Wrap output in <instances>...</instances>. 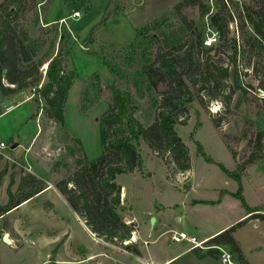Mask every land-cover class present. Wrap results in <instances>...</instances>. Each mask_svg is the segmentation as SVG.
<instances>
[{
	"label": "rangeland",
	"instance_id": "374dc122",
	"mask_svg": "<svg viewBox=\"0 0 264 264\" xmlns=\"http://www.w3.org/2000/svg\"><path fill=\"white\" fill-rule=\"evenodd\" d=\"M69 1L73 8L66 4V0H25L23 18L20 14V23L25 24L31 37L47 41L40 57L62 50L65 70L75 73L65 105L64 122L45 115L46 103L43 100L37 102L35 88L11 96H4L0 90V138L10 146L22 141V150L5 151L13 160L5 157L0 160V171H7L0 185V208L8 203V190L17 192L19 177L24 173H33L30 171L32 168L46 186L52 182L56 188L42 198L44 211L40 206L33 210L37 214L35 225L42 227L36 234L43 235L36 244H30V239L34 237L25 239L28 244L17 256L11 255L9 246H0L3 261L12 257L16 260L15 264H40L52 251L60 260L66 255L67 248L59 245L69 232L78 248L83 245L90 249L100 248L96 241L99 237L95 233L96 238L92 237L77 220L58 193L57 183L70 180L75 175L80 169L78 160L94 161L101 156L99 119L112 105L114 88L131 95L137 106L135 116L145 127L156 120L165 96H180L177 103L188 108L189 116L182 118L176 129L192 157L190 181L209 179L219 186L220 192L229 190L236 193L239 188L238 183L228 179L219 165L210 164L197 154V143H201L208 155L230 171L237 169L236 164L247 163L253 153L264 156V40L256 34L248 18L251 14L259 21L264 13V0H227L228 3L222 0L226 7L221 5V0H202L204 13L200 6H185L176 10L175 6L181 0ZM4 3L8 2L0 0V5ZM217 13L229 20L227 31L220 32L213 26L211 17ZM157 19L160 21L158 29L166 35L173 31L179 33V43L184 46L180 52L152 40L146 25ZM211 30L219 32L220 42L212 50L204 49L197 42V35L205 38ZM191 45H194L193 56L189 59L187 51ZM161 54L175 59V67L179 71H187L183 77L190 91L175 84L165 70L160 71L164 75L161 80L158 75L147 77L144 73L146 58L151 59V66L159 73ZM46 66L48 69V64L40 69L43 74L40 86L47 83ZM208 77H212L211 80ZM3 83L12 86L6 80ZM239 84L247 89L246 99L243 90L238 88ZM187 99L192 101L186 102ZM215 102L222 104V109L213 115L211 109ZM184 122L186 125H182ZM200 123L201 127H198ZM195 129L194 140H191ZM258 140L260 149L255 152ZM138 148L147 167L145 180L141 183H157L159 178L170 180L165 163L146 142L142 141ZM150 172L152 176H149ZM135 179L129 174H120L117 183L130 189ZM169 183L172 184L170 189L175 192L174 186L183 185L184 180L174 177ZM69 187L74 188L75 185L69 183ZM174 192L169 196L176 199L179 196ZM198 194L200 192L195 191L192 197L196 198ZM48 199L56 204L65 224H54L55 221L51 220L55 218L46 221V212L53 208ZM240 203L236 201V204ZM27 211L24 208L5 218L0 217V229L13 224L18 233L26 231L30 217L23 214ZM85 224L89 227L86 221ZM261 229V226L250 223L238 233L249 255V258L241 260L242 264H262L260 260L264 256L259 252V246L264 247V238L261 237ZM142 232L147 234L145 226ZM109 244L108 248L112 247L110 251L122 250V246L117 250L114 244ZM172 250L177 254L183 251L180 245L160 249L163 254ZM119 256L124 257L122 262L125 264L135 260L128 254ZM179 258L177 264H222L212 256L202 258L195 253ZM236 258H239L238 255ZM48 264L55 263L49 261Z\"/></svg>",
	"mask_w": 264,
	"mask_h": 264
},
{
	"label": "trees",
	"instance_id": "16d2710c",
	"mask_svg": "<svg viewBox=\"0 0 264 264\" xmlns=\"http://www.w3.org/2000/svg\"><path fill=\"white\" fill-rule=\"evenodd\" d=\"M6 1L8 3L0 5V90L4 96H11L19 91L35 88L34 97H38L37 102L43 100L46 103L45 115L63 123L65 105L75 73L65 70L62 50L57 54L52 53L40 57L47 41L33 39L25 24L20 23V14L22 13L23 18L25 13V0ZM66 4L73 8L69 0H66ZM221 5L226 7L222 0ZM185 6H200L202 12H205V5L202 0H181L175 6V9L179 10ZM248 18L253 23L256 34L264 40V13L261 14L259 21H256L251 14L248 15ZM159 19L146 25L147 30L151 33L152 40L163 43L167 49L170 48L180 52L184 46L179 43L181 40L179 39V33L173 31L166 35L158 29ZM211 22L220 32L228 29L229 20L226 17H221L219 13L211 17ZM156 32L157 36L154 38ZM203 41L204 38L200 34L197 35V42L204 48ZM193 48L194 45H191L187 51L189 59L193 56ZM160 58L162 61L161 67H158L159 73L156 71L157 69L151 66V59L146 58L144 73L147 77L151 78L158 75L160 76L159 80H161L164 75L160 71L165 70V73L173 78L175 84L190 91L183 77L184 74H187V71H179L178 67H175V59H168L166 55L162 54ZM45 64H48L47 83L40 86L43 78L40 69ZM223 71L227 72L226 70ZM211 78L208 77V80H211ZM4 80L13 87L5 86ZM238 88L243 90L246 99L247 89L242 84H239ZM179 98L180 96L177 94L165 96L164 104L161 106L156 120L149 127H145L135 116L137 106L131 99V95L128 92L114 88L112 105L109 111L99 119L101 156L94 161L78 160L80 169L77 170L75 175L70 180L57 183V188L70 206L80 217L85 219L84 221L99 239L106 243L122 246L123 250L138 256L141 255L140 247L134 242L125 243L131 241L135 227L133 224L128 225L119 213L122 209L121 187L116 182V178L120 174L142 172L144 164L138 148L142 141H145L155 155L163 160L172 177L186 173L191 169L189 147L183 142L176 129L177 124L182 122L181 119H187L189 116L188 108L184 105L181 107L177 103ZM191 101L192 99H187L186 102ZM201 102L204 104L203 99H201ZM182 125H186V123L184 122ZM198 127H201V123L198 124ZM195 134L196 129L191 133V140H194ZM259 149L260 140H258L255 152H258ZM197 154L202 156L206 162L219 165L224 173L238 183L239 188L234 195L242 202L244 208L251 213L246 220L212 238L213 243L229 246L234 255L236 257L238 255L240 258L238 260L241 262L243 258L242 251L234 238V232L237 227L242 226L249 219L256 218L264 221V215L256 213L260 209L249 207L245 201L242 173L249 163L262 158V156L253 153L247 163L240 164L236 170L230 171L208 155L201 143H197ZM234 158H237L235 152ZM1 159H3V155L0 154ZM6 174L5 169L0 171V185H2ZM69 183H73L75 187H69ZM46 187L44 182L35 174L24 173L20 178L17 192L8 190L9 200L7 205L0 208V216L18 208L26 201L34 199ZM195 251L198 253L200 250L195 249ZM198 255L202 257L212 256L219 259L217 249H210L203 255L200 253Z\"/></svg>",
	"mask_w": 264,
	"mask_h": 264
},
{
	"label": "crops",
	"instance_id": "0c3cea01",
	"mask_svg": "<svg viewBox=\"0 0 264 264\" xmlns=\"http://www.w3.org/2000/svg\"><path fill=\"white\" fill-rule=\"evenodd\" d=\"M18 148L22 150V141L14 143L12 146V151L15 152ZM8 155L10 156V154ZM235 160L237 161V158ZM143 164L144 168L142 172L129 174L132 177H136L135 183L130 189L125 187L123 184H118L121 187L122 205V209L119 213L128 225L133 224L135 227V231L131 236L134 237V239L132 238L131 241L140 247V256L127 252L123 249L117 252L110 251L112 249V247L108 248L110 244L94 236L95 234L85 224V221L79 217L62 193L57 190L58 193L64 198L67 206L71 209V211H73L77 220H79L86 231L92 237L96 238V241L99 242L100 248L90 249L86 248L84 245L82 248H78L74 245V242L72 241L73 237L71 239V232H69L59 245H65L64 247L67 248L65 250L66 255H63L62 258L58 260L57 254H53L54 252L52 251V253L49 254L44 260L42 259L40 261V264H48L52 257L55 258L53 261L55 264H125L126 262H122L124 257H120V254H128L132 259H135L134 261L130 262V264H146V262L148 264H177L180 256L183 257L185 254L195 253L198 257H202L199 256L198 253L203 255L205 251L200 250L197 253L195 250H190L189 245L187 244L173 243L171 241L172 232H188L192 235H195L199 240L205 238H214L232 226L246 220L251 214L244 208L242 202L236 198V196H234V191L222 190L220 192V189L218 188L219 186L216 183L205 178H202L200 181H190L189 175L193 170L192 157L191 169L186 173L175 176L179 177L180 180H184L183 185H173L176 187L175 192L170 189L172 184H170L169 181L174 177H172L170 174L167 166V178L170 180L167 179L164 181L163 178H159L157 183H141L145 180V170H147L145 161H143ZM236 166L238 165L236 164ZM28 167L32 168L30 164H28ZM30 171L39 176L34 168L30 169ZM152 175L153 173L150 172L149 176ZM225 175L228 177V179L235 181L226 173ZM20 178L21 177H19L18 182L20 181ZM140 178H142V181ZM49 183V186H47L45 190L37 197L22 203L18 208L3 216H0L5 218L9 214L15 213L24 208H27L28 210L23 214L30 217V225L27 226L28 228L26 231H19L18 233L16 227L13 224L12 227L7 226L0 229V246H9L8 248L12 256H17L22 251V249L27 246L28 242L25 239L34 237L33 239H30L31 246H34L37 242V239L43 236L36 234V232L40 231L42 227L35 225V216L37 214L34 213L33 210L35 207L40 206L41 210L44 211L42 198L50 190H56V188L52 185L53 183ZM242 183L243 195L247 205L252 208H259L260 211H264V156L252 163H249L245 167V170L242 173ZM195 191L200 192V194H198L196 198H193L192 194ZM171 192H174L179 197L176 199L171 198L172 196H169ZM177 199H180V202H178ZM233 200H236L237 202L240 201L241 203L238 205L236 204V201L233 202ZM47 201L51 203L53 208L49 212H46V221L50 222L51 219L55 218V220H51L55 221L54 224H65L66 221L59 215L56 204L50 199ZM195 209L198 210L195 211ZM170 214L174 215V217L170 218ZM250 223L255 224L256 227L261 226V237L264 238V221L253 218L247 220V222H245L242 226L237 227L233 235L241 248L243 261L245 258H249V255L245 250L244 243L240 240V238H238V233L243 229V227ZM143 226H145V228L148 230L147 234L142 232ZM206 227L208 229H206ZM65 231H68L66 227ZM4 235H8V243L3 241ZM243 237L244 239L246 238L245 235ZM66 243L69 245L66 246ZM178 245H180L183 250L179 252V254L173 252L174 249L169 251L167 254H163L160 251L161 248ZM114 247L117 249L119 246L115 245ZM107 252L113 253L108 254ZM259 252L264 256V247L262 248L259 246ZM15 261L16 260L12 257H9L4 261L3 258L0 257V264H15ZM260 261H262V264H264V257Z\"/></svg>",
	"mask_w": 264,
	"mask_h": 264
},
{
	"label": "built area",
	"instance_id": "2783aa9c",
	"mask_svg": "<svg viewBox=\"0 0 264 264\" xmlns=\"http://www.w3.org/2000/svg\"><path fill=\"white\" fill-rule=\"evenodd\" d=\"M227 2V0H225ZM228 3V2H227ZM78 13H75L77 15ZM220 42V35L218 31H213L207 34L203 41V46L206 49L213 48L217 46ZM12 151V146L3 141L0 138V154L3 157L13 160L8 154H6V150ZM256 213H261L264 215V211H259ZM134 239V237H132ZM171 241L176 244H187L189 245L190 250H203L208 251L210 249H217L219 251V260L222 264H242L231 251L229 246L219 245L212 242V238H205L199 240L195 235H192L188 232H172ZM132 241L125 242L126 244L131 243ZM146 264H148L146 262Z\"/></svg>",
	"mask_w": 264,
	"mask_h": 264
},
{
	"label": "clouds",
	"instance_id": "9594fccd",
	"mask_svg": "<svg viewBox=\"0 0 264 264\" xmlns=\"http://www.w3.org/2000/svg\"><path fill=\"white\" fill-rule=\"evenodd\" d=\"M221 109H222V104H220L219 102H215L211 111H212L213 115H215V114L219 113L221 111ZM178 176H179V174H178Z\"/></svg>",
	"mask_w": 264,
	"mask_h": 264
},
{
	"label": "water",
	"instance_id": "95a60500",
	"mask_svg": "<svg viewBox=\"0 0 264 264\" xmlns=\"http://www.w3.org/2000/svg\"><path fill=\"white\" fill-rule=\"evenodd\" d=\"M11 87H13V86H11ZM3 240H4L6 243H8V242H9L8 235H4ZM54 260H55V258L52 257V258H51V261H54Z\"/></svg>",
	"mask_w": 264,
	"mask_h": 264
},
{
	"label": "bare ground",
	"instance_id": "6f19581e",
	"mask_svg": "<svg viewBox=\"0 0 264 264\" xmlns=\"http://www.w3.org/2000/svg\"><path fill=\"white\" fill-rule=\"evenodd\" d=\"M46 65V64H45ZM46 69H47V66H46ZM135 239H136V237H135Z\"/></svg>",
	"mask_w": 264,
	"mask_h": 264
}]
</instances>
